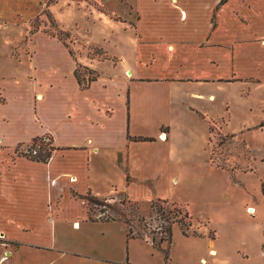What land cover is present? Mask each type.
Returning a JSON list of instances; mask_svg holds the SVG:
<instances>
[{"label": "crops", "instance_id": "1", "mask_svg": "<svg viewBox=\"0 0 264 264\" xmlns=\"http://www.w3.org/2000/svg\"><path fill=\"white\" fill-rule=\"evenodd\" d=\"M46 1L0 0V20L25 26L26 33L17 45L27 37L29 21L46 8ZM148 1L144 10L138 11L127 4L130 12L126 11V20L121 22H128L134 33L132 52L127 56L122 53L117 60L104 52L109 60L120 62L117 78L99 82L98 77L82 87L74 76L75 62L63 44L37 35L32 47L36 52L26 59L28 74L1 82V128L12 121L7 112L10 98H25L30 114L27 126L22 125L24 121L19 126L25 132L23 141L8 144L0 134L4 149L0 155V264L107 261L68 235L115 222L88 220L79 197L88 193L98 199L106 197L94 184L102 176L104 184L116 188L110 182L111 171L129 184L133 174L127 167L137 168L138 162L130 155L135 143H171L169 127L163 133L161 129L157 137L133 131V125L141 121L138 108L146 103L142 97L148 98L152 90H169L173 97L161 98L160 109L175 114L177 106L204 118L208 116L205 106L216 100L212 90L217 85L240 77L264 79V0ZM13 47L9 58L24 61L12 57ZM96 61L88 60L85 65L96 72ZM7 91L12 93L10 97ZM150 103L157 105L156 100ZM157 109L158 105L148 109L146 117ZM43 136L51 137L56 148L47 163L15 157L10 164L7 159L14 146ZM105 153L117 155L119 166L114 162L115 166H94L95 156ZM172 181H178L176 175ZM126 188L115 190L126 195ZM262 235L264 238V231ZM198 237L208 238L210 253L209 258L201 257L200 263L264 264L263 238L256 246L245 245L229 253L231 248H220L215 235L209 239L201 233ZM125 264H130L128 258Z\"/></svg>", "mask_w": 264, "mask_h": 264}, {"label": "rangeland", "instance_id": "2", "mask_svg": "<svg viewBox=\"0 0 264 264\" xmlns=\"http://www.w3.org/2000/svg\"><path fill=\"white\" fill-rule=\"evenodd\" d=\"M149 2L47 0L46 8L29 21L27 37L19 45L26 33L25 26L0 20V84L6 78L23 79L28 74L30 65L26 59L33 56L37 35L46 41L56 40L63 44L81 78L85 68L88 69L85 65L88 60H97L94 66L99 82L106 81L107 77L117 78L121 68L116 60L122 53L127 56L132 52L134 43V33L128 22L121 23L126 20V11L130 12L128 5L138 11L139 8L144 10ZM12 46V57L24 61L9 58L7 54ZM98 49L116 60L98 62L100 58L91 55ZM212 92L216 100L205 106L208 116L204 118L177 106L173 108L175 114L160 109L161 98L170 100L173 97L169 90H152L148 98L142 97L146 103L138 108L141 121L133 125V131L157 137L161 129L169 127L171 143L170 140L167 143H135L137 147L130 155L138 161L137 168L127 165V171L133 174L132 181L124 184L118 172L111 171L110 182L116 188L104 184L102 176L94 184L99 194L107 195L99 200H107L102 204L82 200L87 214L125 221L105 223L68 235L83 248L104 255L107 260H88L87 264H125L127 258L130 264H163L165 253L171 264H204L199 262L200 258H209L210 253L208 255V238L198 239L201 233L209 239L215 235L220 248H231L229 253L245 245L256 246L263 238L260 235L264 231V79L240 77L232 83L217 85ZM11 94L7 91L9 97ZM1 98L0 92L3 102ZM10 100L12 105L7 112L12 115V121L0 126V134L8 144L23 141L25 132L19 126L22 121V125L27 126L30 114L25 98ZM152 100H156L158 109L146 117L148 109L157 107L150 103ZM28 144L30 142L21 145L17 152L14 146L13 155L8 159L4 156L5 160L12 164L18 154L27 153ZM2 150L0 143V155ZM5 152L9 155L11 151ZM95 157L97 164L94 166H115L113 162L116 164L117 160V155L111 153ZM175 175L178 181L173 182ZM121 186L127 187L126 195L116 192ZM123 198L135 204L131 207L118 204ZM173 208L187 211L190 218L178 215L176 219L180 224L174 223L167 213ZM181 224L187 237L180 231ZM169 225L171 243L163 242L160 249L154 248L164 238Z\"/></svg>", "mask_w": 264, "mask_h": 264}, {"label": "trees", "instance_id": "3", "mask_svg": "<svg viewBox=\"0 0 264 264\" xmlns=\"http://www.w3.org/2000/svg\"><path fill=\"white\" fill-rule=\"evenodd\" d=\"M68 36V35H66ZM92 56H97L98 58H100L99 60H109V57L100 49L95 50L92 52L91 54ZM85 75L83 76V78L80 77V75L77 73V70H74V76L76 77L77 82L82 86L85 87V83H91L93 81H95L98 78V74L93 72L92 70H88L87 68H85ZM94 74V76H90ZM85 85V86H84ZM163 132V131H162ZM143 141L147 140V139H142ZM22 144L17 145V147L15 148V152H17V148H19ZM27 153H23V154H18L19 157H24L27 160L30 161H34V162H40V163H47L51 156L52 153L56 150V148L53 145V141L49 136H43V137H35L30 141V144H28L27 146ZM82 200H86L88 203L89 202H95V203H104L106 200L104 201H100L98 198H96L95 196H92L91 194H86L85 196H80L79 197ZM118 204L122 205V206H132L135 203H129L127 200L125 201V198H123L122 200H119ZM153 204H151V208L153 209ZM163 210V209H162ZM163 213L165 212L162 211ZM167 213L170 214L172 216V221L174 223L180 224L178 222H180L178 219H176V217L178 215H182L183 219H189L190 216L188 215V212L185 211H181L180 209L177 208H173L172 210H167ZM88 220L90 221H115V222H123L125 223L124 220L116 218V217H94L92 216V214H88ZM180 227V231L182 233L183 236L187 237L188 234L186 233V231L183 229L182 224L179 226ZM129 233H127V236H129ZM164 238L160 240V242L158 243V245L154 246V248L159 249L160 245L163 242H166L167 245H169L171 243V227L170 225L167 226V228L164 231ZM195 236V235H193ZM164 259L167 261L168 260V256L167 253H165V257Z\"/></svg>", "mask_w": 264, "mask_h": 264}, {"label": "built area", "instance_id": "4", "mask_svg": "<svg viewBox=\"0 0 264 264\" xmlns=\"http://www.w3.org/2000/svg\"><path fill=\"white\" fill-rule=\"evenodd\" d=\"M251 212H253V208H252Z\"/></svg>", "mask_w": 264, "mask_h": 264}]
</instances>
